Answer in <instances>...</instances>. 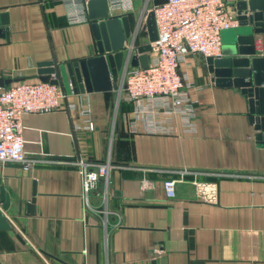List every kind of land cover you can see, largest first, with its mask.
<instances>
[{
	"label": "crops",
	"instance_id": "0c3cea01",
	"mask_svg": "<svg viewBox=\"0 0 264 264\" xmlns=\"http://www.w3.org/2000/svg\"><path fill=\"white\" fill-rule=\"evenodd\" d=\"M244 1L226 0L237 14ZM133 12L112 16H128L138 38ZM3 14L9 17L0 25L4 87L41 81L43 63L67 70L99 55L88 13L87 22L72 24L65 0H0ZM239 30L223 33V47ZM254 39L255 57L264 58V32ZM143 45L134 41L132 55ZM180 72L192 86L191 132L180 115L170 123L174 134L146 132L135 103L120 96L124 70L111 91L75 93L61 82L66 97L59 109L23 115L25 154L37 163L31 170L0 163L11 226L0 230V264H264V141L257 139L250 98L218 87L199 54L188 55ZM85 103L93 129L76 130ZM78 159L111 164L108 183L100 181L87 203ZM184 170L190 173L168 199L164 180H179ZM194 179L216 183L218 200H201Z\"/></svg>",
	"mask_w": 264,
	"mask_h": 264
},
{
	"label": "built area",
	"instance_id": "2783aa9c",
	"mask_svg": "<svg viewBox=\"0 0 264 264\" xmlns=\"http://www.w3.org/2000/svg\"><path fill=\"white\" fill-rule=\"evenodd\" d=\"M89 0H65L68 18L72 24L88 21ZM151 0H145V10ZM110 12L127 14L134 11V0H108ZM158 38L152 43L148 54L147 68L131 67L130 59L134 44L127 46L129 59L124 67L120 96L136 105V121L140 120L144 130L153 134H174L171 121L180 115L186 121L187 131H193L195 118L193 103L188 89L192 87L180 72V65L188 55L199 54L206 60L223 56L222 35L240 26V14L232 12L226 0H166L153 5ZM51 79L58 80L54 74ZM72 87V86H71ZM66 97L61 84L50 82H19L9 87L0 86V163L16 162L25 170H31L37 163L28 159L24 150L22 117L28 113H42L57 110ZM70 111L75 104H68ZM91 105L85 103L80 114L84 124L76 130H92ZM80 171L81 197L88 202L100 181H109L111 164L90 163L78 159L74 163ZM190 171L181 172L180 179L167 178L163 186L168 199L176 197L177 184L184 181ZM199 198L214 203L218 200L216 183L191 181Z\"/></svg>",
	"mask_w": 264,
	"mask_h": 264
},
{
	"label": "water",
	"instance_id": "95a60500",
	"mask_svg": "<svg viewBox=\"0 0 264 264\" xmlns=\"http://www.w3.org/2000/svg\"><path fill=\"white\" fill-rule=\"evenodd\" d=\"M240 30L236 39L223 47V55L219 59H209V70L215 75L218 87H235L247 94L253 117L252 122L258 133L257 139L264 141V58L255 57L254 35L264 32V0H248L238 5ZM87 13L94 38L97 42L98 56L82 62L69 64L67 70L57 68L54 63H43L40 66V80L52 84L67 81L75 93L92 91H111L113 81L119 79V73L129 59L131 50L127 51V42L132 37V27L128 16L114 17L108 0H89ZM149 42L138 47V54L131 56L132 67L147 68L148 54L152 51V43L158 38L153 12L145 19ZM9 17L0 15V25L7 26ZM4 31L1 29L0 34ZM51 74L58 75V80L51 79ZM0 86L4 87L3 81ZM0 230H11V226L3 214L9 208V197L4 189L0 191ZM34 202V200H33ZM23 241L20 235H17Z\"/></svg>",
	"mask_w": 264,
	"mask_h": 264
},
{
	"label": "rangeland",
	"instance_id": "374dc122",
	"mask_svg": "<svg viewBox=\"0 0 264 264\" xmlns=\"http://www.w3.org/2000/svg\"><path fill=\"white\" fill-rule=\"evenodd\" d=\"M134 4H136V7L134 8L135 10L133 12V15L135 16L137 23L139 24V26L137 27L138 29H137V33H136L138 35L137 36L138 38H135L136 36L133 35L130 39L131 42L129 40V44L130 43L134 44V41L139 42V43L141 42L143 44H147L149 42V36H148V31H147L145 19H146L147 14L149 12H151L153 5L150 4L147 7V10H145V5H146L145 0H134ZM139 37H141L140 41H139ZM135 39H137V40H135ZM222 41H223V35H222Z\"/></svg>",
	"mask_w": 264,
	"mask_h": 264
}]
</instances>
